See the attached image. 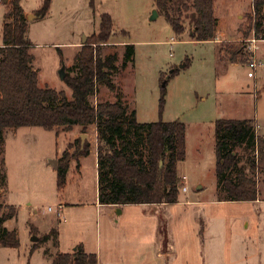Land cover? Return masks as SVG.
Wrapping results in <instances>:
<instances>
[{"label":"rangeland","instance_id":"obj_1","mask_svg":"<svg viewBox=\"0 0 264 264\" xmlns=\"http://www.w3.org/2000/svg\"><path fill=\"white\" fill-rule=\"evenodd\" d=\"M43 1L22 0L21 4L35 15ZM91 1L51 0L45 17L28 18L27 37L33 43L30 52L35 56L34 67L39 70V85L66 90L71 98L72 90L62 79L61 68L66 65L76 73L73 64L80 50L78 43L83 44L86 37L98 32L103 13L110 14L118 34L113 35L101 51L103 56L118 53V70L111 75L117 91H121L127 104L137 111L140 122L179 119L187 126V156L178 163L179 177L185 176L179 201L168 207L130 208L138 212L151 210L158 216L164 212L167 226L176 231L177 247L190 249L188 255L181 253L174 257L173 261L178 264H204L203 234L206 236L209 228L214 252L220 248L222 256L220 261L213 258L212 264H264L263 176H259L262 201L226 200L220 193L216 176L214 130L220 118H252L260 125L256 126L257 134L264 136V40L258 41L256 60L260 65L256 78L248 76L245 56L243 63L236 64L229 60L227 52L229 48L246 44L247 39L254 36L250 22L253 0H215L217 34L218 39H222L219 43L193 40L188 35L189 30L177 35L166 15L157 10L154 0H93V4ZM182 2L191 4L192 0H175V5ZM155 10L159 14L154 18ZM7 12V5L2 2L0 45ZM190 14L191 11L185 13L188 27L191 26ZM130 43L135 44L134 59L124 67L126 44ZM187 59L189 65L170 78L165 102L161 105L162 75L166 73L168 78L173 67H182ZM97 87L96 94L89 98L91 103L117 99L105 83ZM88 129L86 133L91 132ZM15 130H4L0 166L2 158L6 159L3 168L6 194L2 200L17 207V215L5 225L18 231L20 245L0 247V264H53V256L59 249L72 250V239H85L89 241L88 247H93L97 230V158L94 154L83 157L82 176L70 174L66 195H62L57 188V171L52 159H56L59 147L63 148L62 152L76 150L70 145L73 141L64 146L68 134L57 137L55 130L26 126L19 129L15 138ZM90 139L91 136L85 137V141ZM237 151L245 152L243 147H238ZM0 197H3L2 190ZM62 200L66 202V220L49 210ZM52 228L58 229L61 245L55 244L53 235L44 239ZM33 237L41 239L35 249ZM101 242L104 244L103 232ZM102 254H106V248Z\"/></svg>","mask_w":264,"mask_h":264},{"label":"trees","instance_id":"obj_2","mask_svg":"<svg viewBox=\"0 0 264 264\" xmlns=\"http://www.w3.org/2000/svg\"><path fill=\"white\" fill-rule=\"evenodd\" d=\"M22 0H8L2 27L3 44L0 45V154L4 145V130L26 126L53 130L63 127L71 131L81 126L86 133L89 126L97 129L98 201L101 204H161L179 201L183 185L178 175V163L187 156V126L179 119L140 122L136 110L127 104L121 91H117L111 75L118 70V53L102 54V46L109 43L114 31L110 14L103 13L98 32L89 36L77 54L73 69L66 68L64 81L72 90L69 98L65 90L48 85H39V70L34 67L35 56L30 52L32 41L27 37L29 21L21 4ZM158 11L171 22L177 35L187 30L196 41L215 40L218 18L215 0H192L191 4L175 0H154ZM93 4V0L91 1ZM51 0L34 12L36 17H45ZM254 34L264 40V0H253ZM191 11V26L188 27L185 13ZM187 24V25H186ZM128 32H126L127 34ZM222 52V46L219 48ZM61 50V49H60ZM229 60L244 63L250 52L243 44L229 48ZM135 44H126L123 66L134 59ZM62 54V51H60ZM189 65V59L184 67ZM183 67L175 66L167 78L162 75L161 105L165 102V89L171 77ZM105 83L116 95L115 101L90 102L91 95L98 91L97 84ZM216 176L219 190L226 200L254 201L259 198V176L264 181V136L258 135L256 121L252 118H220L215 122ZM76 147L72 153L64 150L58 157L57 188L62 191L67 185V175L73 160L80 168L79 158L91 153V143L81 138L70 143ZM243 147L244 153L237 151ZM2 158L0 188L5 178ZM17 215V207L0 200V247H18L20 238L16 229L5 223ZM53 235L59 245L58 229L46 234ZM41 239H39L40 241ZM39 241L34 242L35 249ZM96 253H87L83 244L73 252H59L53 256V264H97Z\"/></svg>","mask_w":264,"mask_h":264},{"label":"crops","instance_id":"obj_3","mask_svg":"<svg viewBox=\"0 0 264 264\" xmlns=\"http://www.w3.org/2000/svg\"><path fill=\"white\" fill-rule=\"evenodd\" d=\"M2 4V3H0ZM24 8V6H23ZM25 10L26 17L33 12ZM29 20V19H28ZM220 24V19H219ZM218 33V30H217ZM219 43L222 39H218V34L216 39ZM115 43V42H113ZM79 44L81 49L83 44ZM116 44V43H115ZM60 49V48H59ZM62 51V50H61ZM80 51V50H79ZM63 54V52H62ZM64 57V55H63ZM237 64V63H236ZM36 68V67H35ZM66 91V90H65ZM137 112V111H136ZM260 127V125H256ZM22 127L15 130L14 137L18 136V131ZM91 132L88 131L86 136H91V139L88 140L91 143V153L94 154L97 158V129L95 125L89 126ZM88 129V130H89ZM59 135H67L65 141L66 143L74 141L77 138H81L82 143L85 141V137L82 133L81 126H75L71 131H64L63 127H56L53 129ZM63 132V133H61ZM66 132V133H65ZM67 139H72L67 141ZM64 147V148H65ZM63 148L59 147L57 150V156L55 157L58 160V157L61 155ZM89 154V155H90ZM88 155V156H89ZM53 156V155H48ZM6 160V159H4ZM80 168L76 167L77 161L73 160L71 162L70 169L67 175V185L60 191L62 195H66L67 186L70 178V174L77 175L78 178L82 176L83 171V157L79 158ZM3 191V197H0V200L4 198L6 192L4 188H0ZM96 194H97V209H96V218H97V230H96V242L94 241L93 247H88V242L81 241V239H72V250L66 251L65 249H59V252H73L77 245L83 244L84 249L87 253H96L98 256L97 264H178V262L173 261L174 257L180 256L189 253L190 249H183V247L178 248L175 241V230H170L167 226V217L164 215V212L161 215H157L154 211L143 210V211H134L131 206H154L161 205L168 207L170 203H161V204H126V205H114V204H101L98 201V181L96 185ZM262 201L260 196L254 202ZM78 203V202H77ZM82 203V199L80 201ZM61 205V217L59 219L66 220L64 217L65 210V201H60L56 206ZM105 207V208H103ZM104 209V210H103ZM118 211V213L116 212ZM119 214V215H118ZM170 218L172 214L167 213ZM137 218V219H133ZM101 223L103 225L101 226ZM248 224V223H247ZM205 228H202V232H205ZM208 233L203 234L204 246H203V255H204V264H212V259L221 260L220 248L218 252H214V243L212 242L213 236L211 234V229H208ZM102 232L104 235V244L101 242ZM175 232V233H174ZM205 236V237H204ZM80 242V243H79ZM83 242V243H82ZM59 245L62 244V240H59ZM91 243V242H90ZM103 248H106V254H102ZM179 251V252H178ZM199 254V253H198ZM189 263V261H186Z\"/></svg>","mask_w":264,"mask_h":264},{"label":"built area","instance_id":"obj_4","mask_svg":"<svg viewBox=\"0 0 264 264\" xmlns=\"http://www.w3.org/2000/svg\"><path fill=\"white\" fill-rule=\"evenodd\" d=\"M0 3H2V0H0ZM259 40H261V39H257L255 34H254L253 37L247 39V43H246V48L248 49V51L251 54L250 59L247 63V65L249 67L248 76L252 77V78H256V71H257L258 66L260 65V63L256 60V52L259 49V44H258ZM184 179H185V176L182 179V184H183ZM61 207H62L61 205L54 206V207L50 206L49 210L56 212L58 214V216L61 217Z\"/></svg>","mask_w":264,"mask_h":264},{"label":"water","instance_id":"obj_5","mask_svg":"<svg viewBox=\"0 0 264 264\" xmlns=\"http://www.w3.org/2000/svg\"><path fill=\"white\" fill-rule=\"evenodd\" d=\"M8 0H2V2H4V3H6ZM159 13H158V11L157 10H155L154 11V18L158 15ZM36 18V15H33V14H30L29 16H28V18ZM86 40H87V37L85 38V41H84V43L83 44H85V42H86ZM182 67H184V65L182 66ZM61 77H62V79L64 80L65 79V77H66V65H63L62 66V68H61ZM166 81H167V79H165L164 80V83H163V86H165L166 85ZM84 136H86V134H83ZM52 164H54V166H55V168L57 169V167H58V160L57 159H52ZM33 241H35V242H37L38 240H39V238L38 237H33V239H32Z\"/></svg>","mask_w":264,"mask_h":264}]
</instances>
